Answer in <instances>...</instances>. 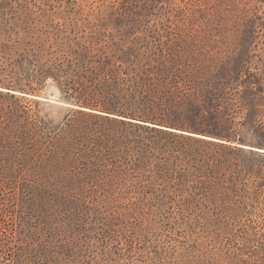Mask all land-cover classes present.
<instances>
[{
    "label": "rangeland",
    "instance_id": "rangeland-1",
    "mask_svg": "<svg viewBox=\"0 0 264 264\" xmlns=\"http://www.w3.org/2000/svg\"><path fill=\"white\" fill-rule=\"evenodd\" d=\"M0 264H264V0H0Z\"/></svg>",
    "mask_w": 264,
    "mask_h": 264
},
{
    "label": "bare ground",
    "instance_id": "bare-ground-1",
    "mask_svg": "<svg viewBox=\"0 0 264 264\" xmlns=\"http://www.w3.org/2000/svg\"><path fill=\"white\" fill-rule=\"evenodd\" d=\"M199 136H203V135H199ZM204 137H207V136H204ZM253 148H255V147H253Z\"/></svg>",
    "mask_w": 264,
    "mask_h": 264
}]
</instances>
